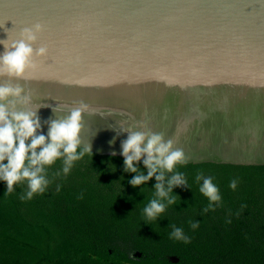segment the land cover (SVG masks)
Listing matches in <instances>:
<instances>
[{"label": "water", "instance_id": "95a60500", "mask_svg": "<svg viewBox=\"0 0 264 264\" xmlns=\"http://www.w3.org/2000/svg\"><path fill=\"white\" fill-rule=\"evenodd\" d=\"M37 21L49 71L11 79L41 105L38 132L84 101L97 154L123 157L143 119L184 164L264 165V0H0V39Z\"/></svg>", "mask_w": 264, "mask_h": 264}, {"label": "trees", "instance_id": "16d2710c", "mask_svg": "<svg viewBox=\"0 0 264 264\" xmlns=\"http://www.w3.org/2000/svg\"><path fill=\"white\" fill-rule=\"evenodd\" d=\"M135 163L146 173L142 161ZM60 166V159L47 166L48 187L29 200L19 198L26 181L11 192L0 181V264H172L167 256L178 264H264V165H178L187 183L173 186L176 201L164 200L154 218L143 209L157 198L155 176L133 185L137 173L125 169L124 157L91 151L66 176H55ZM197 172L211 175L222 196L208 211ZM174 227L188 242L170 237Z\"/></svg>", "mask_w": 264, "mask_h": 264}, {"label": "clouds", "instance_id": "9594fccd", "mask_svg": "<svg viewBox=\"0 0 264 264\" xmlns=\"http://www.w3.org/2000/svg\"><path fill=\"white\" fill-rule=\"evenodd\" d=\"M42 30V23L37 21L31 26L21 27L16 36L8 35L7 38L0 39V45H3V50L0 51V77L9 78L0 79V181L6 182V192H11L17 182L26 181L27 188L19 194L21 200H29L34 194L45 192L50 183L47 166L60 159L61 166L54 175L66 176L75 161L91 153V145L84 142L82 137L85 128L83 113L88 110L84 101L70 107L66 115L47 121L48 129L44 134L37 131L41 128V121L36 109L41 105L29 107L31 92L11 79L31 78L37 67L36 57L48 55L47 44L40 43L34 47ZM172 82L175 81L169 80V83ZM259 83L264 84V80ZM137 123L139 128L131 125L122 128L128 135L122 141L121 154L125 169L137 173L130 180L133 185L155 176L157 198L150 199L143 209L148 218H154L164 210V200L168 204L176 201L175 194H172L173 186L187 183L184 172L178 170L177 166L186 163L188 157L183 147L176 146L175 136L166 138L163 131H153L146 120L142 119ZM182 127L183 125H177V133ZM141 159L146 173L139 171L135 163ZM166 173L171 175L166 178ZM195 179L202 181L199 183V191L208 200L204 211L218 206L222 196L213 177L197 172ZM237 184L238 178H232L228 187L235 190ZM56 188L59 191L60 185L57 184ZM244 207L246 205L241 204V209ZM236 214H239V210ZM190 224L192 228H196L199 221H192ZM169 235L184 242L190 239L182 227H174Z\"/></svg>", "mask_w": 264, "mask_h": 264}, {"label": "snow or ice", "instance_id": "6c2138e0", "mask_svg": "<svg viewBox=\"0 0 264 264\" xmlns=\"http://www.w3.org/2000/svg\"><path fill=\"white\" fill-rule=\"evenodd\" d=\"M49 69L47 68L46 65L44 64H39L32 73V77H38V76H43L46 72H48Z\"/></svg>", "mask_w": 264, "mask_h": 264}, {"label": "flooded vegetation", "instance_id": "af4514ba", "mask_svg": "<svg viewBox=\"0 0 264 264\" xmlns=\"http://www.w3.org/2000/svg\"><path fill=\"white\" fill-rule=\"evenodd\" d=\"M130 255L131 256L135 255L137 259H139L141 257V254L138 252L132 253ZM166 259H167V261L171 262L172 264H178L179 263V259L175 256H167Z\"/></svg>", "mask_w": 264, "mask_h": 264}]
</instances>
